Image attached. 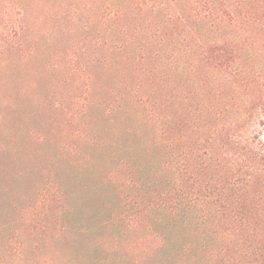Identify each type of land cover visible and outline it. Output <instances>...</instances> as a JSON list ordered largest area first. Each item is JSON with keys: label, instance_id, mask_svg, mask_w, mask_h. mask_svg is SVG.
Masks as SVG:
<instances>
[{"label": "trees", "instance_id": "obj_1", "mask_svg": "<svg viewBox=\"0 0 264 264\" xmlns=\"http://www.w3.org/2000/svg\"><path fill=\"white\" fill-rule=\"evenodd\" d=\"M65 36H77V58L48 59L43 42ZM250 56L261 59L253 70L242 63ZM18 68L34 70L33 87L42 73L60 75L71 89L72 109L65 100L63 111L77 125L95 105L106 68L109 113L125 114L148 133L150 163L166 176L138 183L117 175L114 190L129 209L109 216L111 233L87 252L81 247L77 264H264V0H0L5 107L17 101L2 83L15 84ZM237 79L251 102L229 120L230 108L210 106L205 90ZM175 105L182 109L167 110ZM82 129L77 138L87 141ZM87 145L100 151L105 144ZM89 233L78 229L77 245ZM27 247L0 264H66ZM93 247L105 257L89 256Z\"/></svg>", "mask_w": 264, "mask_h": 264}, {"label": "rangeland", "instance_id": "obj_2", "mask_svg": "<svg viewBox=\"0 0 264 264\" xmlns=\"http://www.w3.org/2000/svg\"><path fill=\"white\" fill-rule=\"evenodd\" d=\"M41 50L43 53L46 50L48 59L60 55L65 61L73 52L77 58V36L43 42ZM260 62L254 56L242 60L250 70ZM102 70L108 72L106 68ZM33 71L18 68L14 73L15 84L2 83L5 89L9 87L8 92L11 90L17 102L5 107L0 99V111L4 113L0 119V262L10 260L29 246L30 250L46 249L66 264H77V251L81 247L87 252L93 242L111 233V229H105L109 216L129 209L125 205L129 199L124 195L119 199L114 190L117 175L121 177L127 172L138 183L164 182L166 176L161 175L158 164L150 163L148 155L154 152L143 140L148 133L143 129L141 132L136 123L132 127L125 114L109 113L114 103L109 101L107 74L100 72L97 77V101L77 125V121L71 124L67 110L63 111L65 100L72 109L68 84L60 75L51 77L42 73V83L33 87L28 82ZM39 72H43L41 66ZM241 84L237 79L221 88L209 85L206 100L210 106H228L227 119L241 118L240 105L251 102ZM37 95L42 98L48 95L49 100L39 101ZM170 107L182 109L181 105H175L167 106V110ZM258 116L257 113L255 117ZM81 129L87 141H102L104 148L97 151L87 145L86 139H78L77 130ZM258 130L264 139V125ZM121 159L128 165L124 166ZM51 196H57L58 203L44 201ZM78 229L90 232L80 245H77ZM112 229L118 231L120 227ZM167 242L174 244L173 236ZM87 254L97 255L96 258L106 255L101 248L96 251L94 247ZM117 262L113 264H121Z\"/></svg>", "mask_w": 264, "mask_h": 264}]
</instances>
